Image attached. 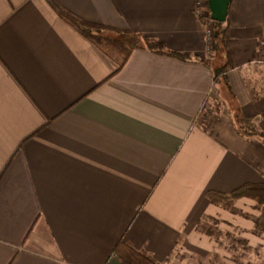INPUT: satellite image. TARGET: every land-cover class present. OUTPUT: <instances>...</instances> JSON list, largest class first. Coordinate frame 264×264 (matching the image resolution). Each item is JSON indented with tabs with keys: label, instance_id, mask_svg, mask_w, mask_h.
Segmentation results:
<instances>
[{
	"label": "crops",
	"instance_id": "obj_1",
	"mask_svg": "<svg viewBox=\"0 0 264 264\" xmlns=\"http://www.w3.org/2000/svg\"><path fill=\"white\" fill-rule=\"evenodd\" d=\"M56 1L211 57L207 0ZM228 18L236 99L207 63L139 47L117 70L49 0H0V264H124L119 242L176 264L218 250L197 228L205 217L241 229L264 258L255 200L210 199L264 183V139L234 123L240 107L264 131V0H233Z\"/></svg>",
	"mask_w": 264,
	"mask_h": 264
},
{
	"label": "trees",
	"instance_id": "obj_2",
	"mask_svg": "<svg viewBox=\"0 0 264 264\" xmlns=\"http://www.w3.org/2000/svg\"><path fill=\"white\" fill-rule=\"evenodd\" d=\"M49 2L61 18L109 56L117 64V70L126 64L133 50L139 47H145L155 53L181 60L195 59L210 65L213 70L215 85L225 84L230 96L236 99V94L228 78L230 70L234 68L231 53L226 45L230 30L228 17L225 22H219L211 19L210 14L203 16L204 22L209 20L213 23L215 55L218 54L223 59L219 66H216L212 61V56L206 59L198 56H189L167 48L160 39L133 33L128 29L87 21L60 5L56 0H49ZM234 123L237 133L241 136H260L264 139V131L259 128L257 117L245 116L240 107H237L234 111ZM241 197L255 200L256 207L264 210V183H246L228 194L210 193V199L213 203L226 208H230V204L224 203L225 198L238 199ZM114 252L124 264H160L147 252L138 250L126 242H119Z\"/></svg>",
	"mask_w": 264,
	"mask_h": 264
},
{
	"label": "rangeland",
	"instance_id": "obj_3",
	"mask_svg": "<svg viewBox=\"0 0 264 264\" xmlns=\"http://www.w3.org/2000/svg\"><path fill=\"white\" fill-rule=\"evenodd\" d=\"M206 11H209L206 6L200 8L199 14L203 16V14H207ZM205 23L204 33L207 38L209 52L214 65L219 66L223 59L218 54L215 55L214 26L209 20H206ZM218 97V108L219 110H223V98L220 96V93H218ZM231 103H229L230 105L226 103L225 107L232 110L233 104ZM225 107L224 109H226ZM236 200L225 198L224 203L230 204V208H227L231 209L233 202ZM231 227L229 224L226 226V224L221 223V220L205 217L197 228L211 234L217 240L218 250L209 256L175 255L174 262L176 264H264V258L258 252L259 250L250 247L246 238L244 239L243 236H240L241 229H232Z\"/></svg>",
	"mask_w": 264,
	"mask_h": 264
},
{
	"label": "water",
	"instance_id": "obj_4",
	"mask_svg": "<svg viewBox=\"0 0 264 264\" xmlns=\"http://www.w3.org/2000/svg\"><path fill=\"white\" fill-rule=\"evenodd\" d=\"M233 0H207L211 19L219 22L227 20L230 5Z\"/></svg>",
	"mask_w": 264,
	"mask_h": 264
},
{
	"label": "built area",
	"instance_id": "obj_5",
	"mask_svg": "<svg viewBox=\"0 0 264 264\" xmlns=\"http://www.w3.org/2000/svg\"><path fill=\"white\" fill-rule=\"evenodd\" d=\"M199 10H200V7H199ZM199 10H198V13L201 12V11L199 12ZM206 12H207V14H203V16H208L210 14L209 11H206Z\"/></svg>",
	"mask_w": 264,
	"mask_h": 264
}]
</instances>
